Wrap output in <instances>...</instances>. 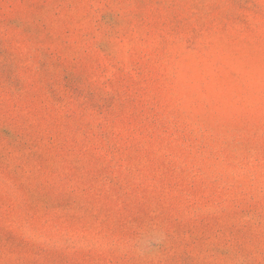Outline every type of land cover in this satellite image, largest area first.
I'll return each instance as SVG.
<instances>
[{"label": "rangeland", "instance_id": "rangeland-1", "mask_svg": "<svg viewBox=\"0 0 264 264\" xmlns=\"http://www.w3.org/2000/svg\"><path fill=\"white\" fill-rule=\"evenodd\" d=\"M0 264H264V0H0Z\"/></svg>", "mask_w": 264, "mask_h": 264}]
</instances>
